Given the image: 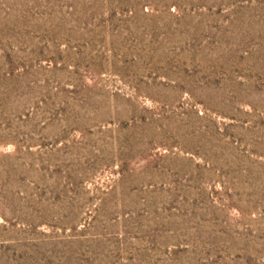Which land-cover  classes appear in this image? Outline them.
Instances as JSON below:
<instances>
[{
  "label": "rangeland",
  "instance_id": "374dc122",
  "mask_svg": "<svg viewBox=\"0 0 264 264\" xmlns=\"http://www.w3.org/2000/svg\"><path fill=\"white\" fill-rule=\"evenodd\" d=\"M0 264H264V0H0Z\"/></svg>",
  "mask_w": 264,
  "mask_h": 264
}]
</instances>
